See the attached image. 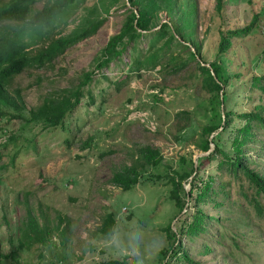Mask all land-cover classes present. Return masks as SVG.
Segmentation results:
<instances>
[{
  "label": "rangeland",
  "instance_id": "374dc122",
  "mask_svg": "<svg viewBox=\"0 0 264 264\" xmlns=\"http://www.w3.org/2000/svg\"><path fill=\"white\" fill-rule=\"evenodd\" d=\"M53 1L39 0L34 7ZM70 4L66 16L47 25L45 35H35L27 46L30 54L96 19L103 18L102 23L42 66L25 68L4 85L11 98L20 93L24 104L20 110L8 105L0 118V251L16 249L23 264H98L114 259H127L129 264H191L178 253L175 257L172 249L166 258L162 254L173 240L165 226L169 223L177 232L185 227L195 209L189 197L199 191L193 187L187 199L191 182L181 180L180 195L187 208L178 212L170 195V177L177 178L194 159L197 164L203 155L197 154L203 152L198 147L200 130L212 117L210 93L197 64L217 58L221 77L228 76L222 107L233 113L214 139L233 156L231 140L245 123L239 113L260 111L264 116V0H223L220 12L215 0L162 3L150 21L152 29L176 20L188 46L172 40L168 49H160L167 36L152 47L148 37L137 38L134 56L158 51L154 66L139 69H131L130 46L108 65L97 64L107 40L125 19L124 4L137 10L138 6L127 0ZM255 14L252 30L233 37L231 45L217 54L219 29L243 26ZM195 46L201 57L190 54ZM87 71L93 78L82 87L79 103L66 113L63 125L28 123L14 115L27 116L24 110L49 93L75 90ZM254 76H260L256 83ZM251 124L253 138L243 149L249 167L264 174V121L254 119ZM143 145L157 148L160 161L138 166V181L129 189L113 184L110 177L131 164ZM198 176L203 180L211 176L214 192L197 204L208 216L206 230L183 235L187 256L201 264H264V191H257L241 171L217 167V159H203ZM254 197L262 205L261 214ZM28 208L49 225L48 241L25 238L21 228ZM107 212L115 217L111 234L99 230ZM11 262L0 258V264Z\"/></svg>",
  "mask_w": 264,
  "mask_h": 264
},
{
  "label": "trees",
  "instance_id": "16d2710c",
  "mask_svg": "<svg viewBox=\"0 0 264 264\" xmlns=\"http://www.w3.org/2000/svg\"><path fill=\"white\" fill-rule=\"evenodd\" d=\"M39 0H2L0 3V118L7 109L8 105L19 109V105H23L24 101L22 95L19 93V89L16 90L18 98H11L9 93L6 94L5 87L11 77L17 73H20L25 68L40 67L46 60L61 53L66 45L71 41L79 39L81 36H87L96 27L102 23L103 18L96 19L84 27L81 31L75 32L69 36L52 38L47 46L43 47L40 51L34 54H30L27 46L35 40V35L41 37L46 34L47 25L54 22L59 16L64 17L70 8L71 0H54L51 3H45L41 8L35 9L34 4ZM132 5L138 6V14L134 11V7H130L124 4L125 19L118 32L112 34L103 47L101 61H98V67L108 65V63L115 57L120 56L127 47L130 46L131 69H139L143 67H149L148 64L154 66L155 58L158 56V51L150 52L148 54H140L138 56L133 55V49L135 48V42L137 38L148 37L150 43L149 47H152L155 43H158L160 39L167 36L165 41L161 44L160 49H168L170 42L176 40L181 46H188L186 40H184L181 31V27L178 26L176 20L163 21L160 27L152 29L150 21L153 16L162 7V3L168 4L172 0H127ZM223 0H215V7L218 12L222 10ZM256 21V14L245 25L234 28L219 29V41L217 44L216 53L224 52L232 42L233 37H241L247 35L253 28ZM35 28V32L33 30ZM26 35H30L31 39H26ZM181 39H183L181 41ZM132 43V45H130ZM192 57H201L200 50L195 46L194 50L190 51ZM209 66L200 64L198 62L197 67L200 69L202 76V84L210 93L212 114L211 118L207 120L201 127L198 147L201 151L210 149L207 153L198 157L197 165L194 166L193 160L190 161L189 167L182 173L176 176L170 177L171 198L175 200V204L178 206V212L182 208H187L185 197L180 195L182 189L181 180H188L189 176L193 174L191 182V189L189 195L192 193L193 187L197 186L199 191L196 195L189 197L190 201H194L195 209L192 213L191 220L185 225L182 230L172 231L171 225L168 223L165 226V230L170 232L173 240L165 253L162 254L163 258H166L169 250L172 249V253L176 257V253L179 257H184L191 264H201L199 261L194 260L187 256L185 246L183 242V235L193 236L201 234L206 230L207 214L197 206L199 199L205 195H211L214 192L212 182L209 177L208 180H203L198 176L200 164L203 159L211 160L217 159V167H224L228 171L236 173L241 171L247 178L253 182L257 191H264V174L256 172L253 168L249 167L247 155L244 152L243 145L253 138L252 132V120L264 121V116L260 111H244L239 113V116L245 118V123L237 130L233 139L231 140L232 149L234 155L230 156L228 152L223 149L215 141L214 136L220 129L228 126L232 110H224L222 105L224 103L225 89L224 85L227 83L228 76L221 77L222 66L217 58L209 62ZM212 72L214 74H212ZM93 72H85L84 78L79 82V85L75 90L69 91L65 94L49 93L45 95L40 103L33 107H29L24 111L27 112V116H22L19 113L14 115L21 116V119L26 120L28 123L43 122L44 126L56 127L65 123V115L68 111L74 108L80 100L83 94L82 87L93 78ZM260 80V76H254V83ZM264 89V87H262ZM216 106V108H215ZM221 106V107H220ZM20 110V109H19ZM23 111V112H24ZM213 142V147L211 146ZM6 142L1 144V147H5ZM162 155L159 150L151 145H143L138 148V156L132 161L131 164L126 165L123 169L114 172L110 177V181L120 186L122 189H129L133 184L138 181L139 170L138 166L155 165L157 164ZM202 180L200 185L198 181ZM187 195V194H186ZM252 202L259 214H261L263 208L259 201L254 197ZM27 218L24 220V226L21 228L25 238H30L39 242H46L49 239L50 227L44 221L40 222L39 219L31 213L29 208L26 210ZM62 218L59 217V222ZM115 217L111 212H107L102 218L99 230L105 234H111L114 230ZM185 231V233H181ZM65 232H62L64 235ZM169 235V236H170ZM173 243L174 246L173 247ZM0 258H10L14 260V263L8 264H23L17 258L16 249H12L8 253L0 251ZM49 264V263H48ZM98 264H129L127 259L124 260H107L99 262ZM159 264H168L167 262Z\"/></svg>",
  "mask_w": 264,
  "mask_h": 264
},
{
  "label": "water",
  "instance_id": "95a60500",
  "mask_svg": "<svg viewBox=\"0 0 264 264\" xmlns=\"http://www.w3.org/2000/svg\"><path fill=\"white\" fill-rule=\"evenodd\" d=\"M134 11L136 12V14H138V10H137L136 8L134 9ZM203 64H204V63H203ZM205 65L209 66L210 64H209V62H207V63H205ZM212 74H214V73L212 72ZM211 146H212V145H211ZM209 150H210V149H208V150H206V151H203V152H201V153H197V154H198V155H200V154L202 155V154L207 153ZM193 162H194V166L196 167V165H197V164H196V160L194 159ZM192 177H193V174L189 176V183H190V181L192 180ZM188 190H189V187L186 188L187 199H188V196H189V191H188Z\"/></svg>",
  "mask_w": 264,
  "mask_h": 264
}]
</instances>
